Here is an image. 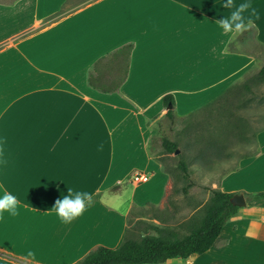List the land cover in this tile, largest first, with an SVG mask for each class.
Segmentation results:
<instances>
[{"label":"crops","instance_id":"0c3cea01","mask_svg":"<svg viewBox=\"0 0 264 264\" xmlns=\"http://www.w3.org/2000/svg\"><path fill=\"white\" fill-rule=\"evenodd\" d=\"M225 2L0 0V196L20 200L18 216L0 219V264H77L118 249L134 211L179 196L164 164V98L186 119L264 90V0H234L258 14L242 35L215 24L232 10ZM254 142L264 151V126ZM237 164L209 189L247 205L209 251L160 264H264V200L249 198L264 168ZM136 172L149 181L133 182ZM67 186L93 197L71 223L48 212Z\"/></svg>","mask_w":264,"mask_h":264},{"label":"rangeland","instance_id":"374dc122","mask_svg":"<svg viewBox=\"0 0 264 264\" xmlns=\"http://www.w3.org/2000/svg\"><path fill=\"white\" fill-rule=\"evenodd\" d=\"M230 101L223 116L219 114V111L213 110L212 115L201 114L202 116H200V112H198L194 114V118L165 120L162 122L163 133L161 135L178 143L180 155L183 154L185 161L188 160L190 155L195 154L191 150L192 144L200 136L209 139L213 135L219 136L217 140L227 142V144L225 143L226 148L223 152H220L221 154L212 153V157L217 163L215 162L211 166L198 164L199 166L192 168L191 178L194 186L190 191L192 193L197 191L198 196L194 194L185 196L183 194L182 190L186 185V181L183 179L181 172L177 170L178 155L173 154L170 156L167 167L176 171L174 188L179 192V196L175 198L170 196L166 209L161 212L155 208L134 211L130 217L125 238L141 240L145 236H171L173 233L177 236H185L189 234L192 223L198 225L204 217L205 205L210 200L207 188L212 183L217 182L216 180H219L225 173L237 169V162L240 159L245 160V167L252 165L249 171L252 169L259 171L264 168L262 158L264 151L256 150L254 142L257 133L264 126V90L256 97L244 95L241 96L240 101ZM215 136L214 139H216ZM157 143H160L159 138ZM238 179L240 185H245L250 178L242 176ZM259 189L264 192V186L259 187ZM206 200L208 201L206 202ZM194 203H197V207L200 209L189 218L192 211L190 206H193ZM174 212L175 216L173 217ZM158 221L159 224H157Z\"/></svg>","mask_w":264,"mask_h":264},{"label":"trees","instance_id":"16d2710c","mask_svg":"<svg viewBox=\"0 0 264 264\" xmlns=\"http://www.w3.org/2000/svg\"><path fill=\"white\" fill-rule=\"evenodd\" d=\"M131 48V46L124 47L122 52L127 51L129 53ZM257 78L261 83H264V66ZM90 83L93 82L90 81ZM237 97L240 101L241 95ZM174 105L173 96L164 98V106L169 108L166 117L171 120L174 119ZM219 105L220 103H214L212 109H208L209 112L207 110V114L212 115L213 110H216L220 112L221 116L225 115L227 106L219 107ZM205 132L207 133V131ZM214 136H211L210 139L198 137L191 148L195 154L190 155L187 161L183 159V154L180 155L179 152L177 170L181 172L183 179L186 181V185L183 187L184 195H188L190 189L194 186L191 178L192 168L195 165L199 166L198 164L213 165L216 161L212 157V153L216 152V155H218L226 148L227 142L217 140L219 136H215L216 139H214ZM161 140L166 154L173 155L179 150L177 142L166 136H163ZM164 164L167 166V161ZM168 170L174 177L176 176V171L169 168ZM207 190L211 192V197L205 205L204 217L198 225L192 223L189 234L185 236H177L174 233L171 236H145L141 240L125 238L118 249L100 247L77 264H160L177 259L186 260L193 255L206 253L214 246L227 222L237 216L240 210L239 207L231 203V199L235 194L209 188ZM249 198L264 200V192L250 195Z\"/></svg>","mask_w":264,"mask_h":264},{"label":"clouds","instance_id":"9594fccd","mask_svg":"<svg viewBox=\"0 0 264 264\" xmlns=\"http://www.w3.org/2000/svg\"><path fill=\"white\" fill-rule=\"evenodd\" d=\"M222 7L232 9L229 15L223 16L222 19L215 22L226 33L242 35L253 23V18H258L257 10L249 2L235 5L234 0H226ZM245 13H248V15L245 16ZM2 143L0 141V158L3 156ZM92 199L91 193L77 191L67 186V195L57 199L48 212L54 213L63 223H71L72 220L83 214L87 206L91 204ZM19 208L20 200L17 196L7 191L0 196V219H3L4 213H8L13 217L18 216Z\"/></svg>","mask_w":264,"mask_h":264},{"label":"water","instance_id":"95a60500","mask_svg":"<svg viewBox=\"0 0 264 264\" xmlns=\"http://www.w3.org/2000/svg\"><path fill=\"white\" fill-rule=\"evenodd\" d=\"M179 150L176 152V155L179 154ZM231 203L239 208H243L247 205V201L246 198L243 194H235L232 199H231Z\"/></svg>","mask_w":264,"mask_h":264},{"label":"built area","instance_id":"2783aa9c","mask_svg":"<svg viewBox=\"0 0 264 264\" xmlns=\"http://www.w3.org/2000/svg\"><path fill=\"white\" fill-rule=\"evenodd\" d=\"M132 180L135 183H146L149 181V177L144 173L136 172L134 173Z\"/></svg>","mask_w":264,"mask_h":264}]
</instances>
